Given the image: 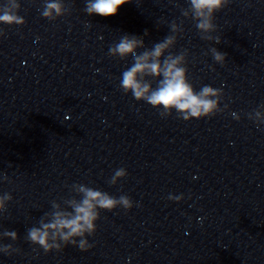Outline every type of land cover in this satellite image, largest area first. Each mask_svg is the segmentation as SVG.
<instances>
[{
	"label": "clouds",
	"instance_id": "1",
	"mask_svg": "<svg viewBox=\"0 0 264 264\" xmlns=\"http://www.w3.org/2000/svg\"><path fill=\"white\" fill-rule=\"evenodd\" d=\"M131 2V0H87L85 12L88 15L98 14L110 17L117 14L118 9ZM230 3V0H189V7L182 10V15L191 18L198 29L201 39L221 43L219 36L212 33L216 31L214 23L215 13L221 11ZM20 4L17 0H6L0 8V24L22 26L25 19L18 14ZM55 14V16H53ZM41 15L48 19H54L63 15V4L60 0H46ZM171 34L161 42L155 43L151 49H145L137 54V49L145 48L144 40L136 35H123L119 42L110 47L109 55L126 59L132 56L134 63L122 73L120 87L125 94L131 93L137 101H144L160 111L162 117H167L175 110L177 117L184 121L193 118L201 119L212 117L224 111L220 107L223 90L204 85L196 91L187 77V50L179 54H173L170 50L175 45L177 38L172 33L183 31L176 22L170 25ZM0 29V35H4ZM147 35V32L145 33ZM214 60L223 64L226 53L216 47L209 49ZM156 81V87L152 83ZM253 115L255 118H253ZM249 119L254 120L257 126L264 124V105L254 110ZM127 170L123 167L114 171L108 181L115 185L119 180L127 176ZM4 179H7L5 176ZM70 191L76 195L63 199V206L57 201L51 202L52 211L45 213L40 219L38 227L27 230L26 239L33 245H37L45 253L61 251L64 246L74 245L81 251H87L92 247L87 237L94 235L97 230V221L101 211L111 212L118 207L130 210L133 207L132 199L127 195L118 198L107 192L78 183L71 185ZM77 196L80 197L77 199ZM169 199L179 201L182 196H169ZM8 193L0 196V212L6 210V202L11 201ZM2 236L9 237L12 241L18 239L15 231H5ZM19 251L11 244L0 245V252L11 254Z\"/></svg>",
	"mask_w": 264,
	"mask_h": 264
}]
</instances>
